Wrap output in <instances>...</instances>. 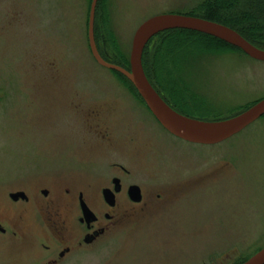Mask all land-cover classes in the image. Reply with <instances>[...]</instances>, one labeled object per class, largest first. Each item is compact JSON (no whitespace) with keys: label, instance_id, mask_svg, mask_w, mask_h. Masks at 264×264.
Here are the masks:
<instances>
[{"label":"rangeland","instance_id":"1","mask_svg":"<svg viewBox=\"0 0 264 264\" xmlns=\"http://www.w3.org/2000/svg\"><path fill=\"white\" fill-rule=\"evenodd\" d=\"M206 1L99 0L97 48L126 65L134 32L146 19L203 16L199 8ZM90 4L0 0V216L10 212L6 201L18 191L40 214L51 200L67 205L64 199L83 191L102 215L108 209L97 194L118 177L125 187H141L146 205L111 228L91 264H240L264 246V116L218 144L173 137L128 83L94 60ZM263 6L243 0L226 15L249 13L264 26ZM168 34L147 46L153 83L174 79L172 63H153ZM194 55L178 80L225 90V98L207 105L209 118L228 117L264 97V61L229 49ZM177 183L187 186L176 190ZM27 209L26 224L35 234L38 224Z\"/></svg>","mask_w":264,"mask_h":264},{"label":"flooded vegetation","instance_id":"2","mask_svg":"<svg viewBox=\"0 0 264 264\" xmlns=\"http://www.w3.org/2000/svg\"><path fill=\"white\" fill-rule=\"evenodd\" d=\"M209 4L213 3L209 2ZM174 67L176 69H173V80L153 83L147 78L159 96L183 115L203 120L225 119L244 111L264 98L250 101L248 106L242 110L238 109L239 111L235 113L232 112L233 109H227L229 113H233L228 117L211 119L207 116L211 112L207 105L210 101H214L215 97L218 101L225 98V90L218 89L212 82L178 80L179 66L176 64ZM180 72L182 77V70ZM138 98L145 105L142 99ZM178 100L185 102L178 103ZM111 182L112 188L103 187L97 194L98 200L108 209L102 215L95 208L93 209L86 199V192L83 191L64 199L69 202L67 205H60L59 200H51L46 206L49 208H39L41 214L34 208L35 205L27 195L26 199L5 200L11 209L4 218L0 216V264H91L90 260L96 258L99 253V246L110 237L111 228L123 225L131 214L139 212L146 205L145 199L148 194H145L141 187L137 186L138 194H132L129 192L131 185L125 187L118 177H113ZM184 186H187V183H177L174 187L177 190ZM105 190L110 191L111 194H105ZM66 192L69 195L68 189ZM47 195L48 193L43 194V196ZM160 196V194L156 195L157 198ZM28 207L33 213L31 215L35 223L38 224L35 234H31L26 224ZM83 207L89 210L87 215L84 214ZM27 244L30 246H26Z\"/></svg>","mask_w":264,"mask_h":264},{"label":"water","instance_id":"3","mask_svg":"<svg viewBox=\"0 0 264 264\" xmlns=\"http://www.w3.org/2000/svg\"><path fill=\"white\" fill-rule=\"evenodd\" d=\"M97 3L98 0H91L88 17V45L94 60L99 65L122 74L134 87L151 114L169 133L190 143L213 145L241 132L264 115V98L225 119L203 120L183 115L159 96L149 82L142 64L143 52L149 41L159 33L174 29L192 30L213 36L238 48L248 57L260 61H264V49L251 44L238 32L221 23L188 14L164 13L154 15L138 26L132 38L129 68H125L105 60L97 48L94 34ZM129 192L138 194L139 188L133 185ZM42 193L46 195L47 191L43 190ZM105 194L111 193L105 190ZM9 196L13 200L27 198L23 191L10 193ZM83 211L87 215L89 210L83 207ZM240 264H264V246Z\"/></svg>","mask_w":264,"mask_h":264},{"label":"trees","instance_id":"4","mask_svg":"<svg viewBox=\"0 0 264 264\" xmlns=\"http://www.w3.org/2000/svg\"><path fill=\"white\" fill-rule=\"evenodd\" d=\"M242 1L243 0H208L205 3L201 4L199 8L200 11H202L203 16L197 15L196 13L194 14L186 13V14L205 18L226 25L232 28L233 30H235L236 32H238L240 35H242L251 44L255 45L258 48L264 49V26H262L255 17L251 16V14L249 13L248 14L243 13L242 15L239 16H237L238 14L236 16L226 15L232 13L234 9L239 7ZM262 1L264 3V0ZM209 2H212L213 4H209ZM167 33H169L167 35L168 39L166 37L163 40L162 46L160 47L161 49L156 50L153 56L154 57L153 63H156V66L166 65L167 62L172 63L171 66L178 64L179 66L178 69L180 71L183 63L186 64L190 60L189 55L192 53L195 54L194 57L198 58L200 56L202 57L205 54H208L209 52L212 51V49L239 50L238 48L213 36L192 30H184V29H174L159 33L156 36H154L149 41V43L157 36ZM147 46L145 47L143 52L142 64L145 74L149 78L148 70L146 69L145 65L147 61L148 63L150 62L151 55L148 56L147 54L148 51ZM181 52L184 53L180 54ZM101 56L105 60L114 63L110 59H106L102 54ZM124 58L123 59L126 65H121L119 63H115V64H118L125 68H129V60L126 57ZM115 73L119 75L126 83H128L130 87L134 90L135 94L139 97V95L137 94L134 87L130 84V82L122 74L118 72Z\"/></svg>","mask_w":264,"mask_h":264}]
</instances>
